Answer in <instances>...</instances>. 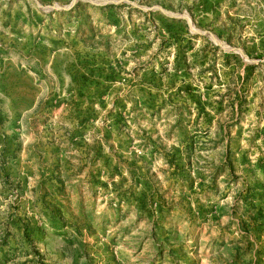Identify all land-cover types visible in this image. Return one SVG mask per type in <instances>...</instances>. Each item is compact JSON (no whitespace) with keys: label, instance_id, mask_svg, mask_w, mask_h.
I'll return each mask as SVG.
<instances>
[{"label":"rangeland","instance_id":"1","mask_svg":"<svg viewBox=\"0 0 264 264\" xmlns=\"http://www.w3.org/2000/svg\"><path fill=\"white\" fill-rule=\"evenodd\" d=\"M0 264H264V0H0Z\"/></svg>","mask_w":264,"mask_h":264}]
</instances>
